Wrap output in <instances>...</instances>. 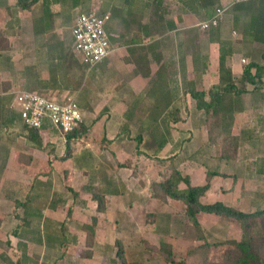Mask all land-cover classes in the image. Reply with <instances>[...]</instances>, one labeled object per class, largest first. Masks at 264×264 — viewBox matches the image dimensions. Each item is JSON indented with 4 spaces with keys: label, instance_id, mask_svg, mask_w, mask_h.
Masks as SVG:
<instances>
[{
    "label": "rangeland",
    "instance_id": "obj_1",
    "mask_svg": "<svg viewBox=\"0 0 264 264\" xmlns=\"http://www.w3.org/2000/svg\"><path fill=\"white\" fill-rule=\"evenodd\" d=\"M60 1L61 4L53 7L60 12V22L55 29L64 32L68 40L71 30L68 20L85 11L109 14L111 29L117 34H121L125 28L137 29V24L143 21L141 18L144 16V22L151 25L156 19L160 21V12L163 14V6L158 5L159 0ZM166 4L164 10H171L174 2L171 5L167 1ZM181 4L179 1L175 7ZM212 5V0L194 1V13L197 14L193 28L195 33L202 35L203 31H209L200 29L196 24L205 20L210 10L208 8ZM139 8H146V11L143 13ZM199 34L194 39V49L200 47ZM9 51L10 47L3 51L4 58L9 56ZM4 58L1 62L3 66L9 63ZM106 63L104 60L94 67L82 63L83 87L80 92H61L58 95L67 96L78 103L87 131L69 150L59 130L49 131L52 136L44 140L47 142L45 151L49 155L48 165L45 159H38L40 172L34 177L44 176L40 186L43 193L37 198L40 205L46 204L57 210L34 218L31 232L22 228L25 226L22 220L16 219L19 228L17 234L23 239H13V245L9 240L10 232L6 230L12 218H7L5 229L0 230V264H122L123 260L132 264H172L160 252L162 241L171 244L177 260L186 256L192 264V258L187 257V250L203 242L198 239L200 234L210 244L241 240L243 230L239 222L215 214L199 213L198 220L203 231L197 232L185 215L182 201L154 197L153 183L164 180L172 167L189 177L192 185L210 183L208 193L202 197L205 203L220 200L245 212L264 209V129L254 134L248 127H243L240 134L244 130L246 137H249L239 146L236 158L220 159V146L209 144L207 125L202 113L195 111L194 99L184 109L192 113L179 121H174L170 111H163L161 119H153L145 113L141 118L135 116L128 120L121 116L125 111L112 109L119 105L116 100L122 97V91L114 87L120 84L121 76L120 72L107 71ZM33 80L28 87L18 91L53 96L54 93L43 88L41 81ZM198 88L202 90L201 86ZM129 97L131 103L134 98L131 94ZM113 103L116 105L113 106ZM144 105L141 104L142 107ZM125 122L131 126V137L123 142L122 147L111 151L107 145L117 139V133ZM15 126L21 127L22 122H15ZM139 133H143L142 144L135 139ZM162 138L168 141L158 147ZM120 164H129L130 167ZM209 171L217 173L210 180L207 177ZM32 177L33 174L29 172L17 176L18 180H31ZM35 181L38 179L35 178ZM18 182L20 196L25 194V187H29L30 183ZM186 187L180 184L181 189ZM97 193L106 194L101 205L103 211L93 199ZM22 216L19 214L18 217ZM95 216L97 224L93 257L87 258L90 249L86 245L88 232L85 225H90ZM62 235L64 238H61ZM225 248L216 245L210 247L208 261L219 260ZM119 249L123 257L117 255ZM193 258L199 263L202 261Z\"/></svg>",
    "mask_w": 264,
    "mask_h": 264
},
{
    "label": "crops",
    "instance_id": "obj_2",
    "mask_svg": "<svg viewBox=\"0 0 264 264\" xmlns=\"http://www.w3.org/2000/svg\"><path fill=\"white\" fill-rule=\"evenodd\" d=\"M167 1L171 5L174 2L171 10H164ZM179 1L182 4L176 8ZM191 1L164 0L161 2L163 14L160 12L158 17L160 21L156 19L149 25L144 22V16L137 29L125 28L121 34L111 29L110 18L107 32L111 53L105 59L106 70L120 72V84L114 87L122 91L121 99L116 100L119 105L113 103L116 106L112 109L125 111L121 116L128 120L135 116L141 118L145 113L153 119H161L163 111H170L174 119H186L192 111L184 109L193 101L187 87L196 83L202 90H208L230 83L233 91L237 92L231 93L229 101L234 115L232 133L238 135L243 127H248L250 132L257 134L264 129V0L242 3L214 0L205 20L217 7H225L226 12L217 27L203 31L202 35L198 33L201 37L198 49H194V39L198 34L193 29L197 14ZM56 4H61V1L37 0L30 8H21L17 0H0V34L8 39L10 47V54L5 58L4 52L0 51V230L7 218L13 219L6 229L10 232L11 244L13 239H23L17 234L16 219L26 223L22 228L31 232L34 218L56 212L54 207L40 205L37 198L43 193L40 186L44 176L34 177L40 172L38 159H45L48 165L47 142L44 140L52 136L49 131L55 128H47L41 133L43 147L28 140L26 129L15 126V122L20 121L13 105L15 94L19 89L28 87L33 79L41 81L43 88L54 93L51 98L57 101L70 99L58 96L61 92L79 93L83 87L84 67L73 50L71 30L68 40L64 32L55 29L60 22V12L53 8ZM139 11L144 13L146 8H139ZM76 18L72 16L68 20L71 27ZM2 58L9 63L3 66ZM221 61L228 71L222 83ZM247 70L248 74L245 73ZM130 94L134 98L131 103L128 101ZM142 103L145 104L143 107ZM195 111L200 112L197 108ZM127 123L117 133V139L107 145L111 151L122 147L123 142L131 137V127L129 131H124ZM143 142L144 138L138 143ZM25 172L33 174L31 180H18V174ZM18 181L30 183L29 187H25V194L20 196ZM68 186L74 187L71 184ZM25 213L29 215L26 220L18 217ZM57 234L60 235L58 231Z\"/></svg>",
    "mask_w": 264,
    "mask_h": 264
},
{
    "label": "trees",
    "instance_id": "obj_3",
    "mask_svg": "<svg viewBox=\"0 0 264 264\" xmlns=\"http://www.w3.org/2000/svg\"><path fill=\"white\" fill-rule=\"evenodd\" d=\"M37 0H17V5L21 8H30L36 3ZM162 0H159L158 5ZM192 0L191 2L194 3ZM214 4V0L212 1ZM100 14V13H99ZM208 19V18H207ZM205 21V20H204ZM213 28V27H212ZM211 29V28H210ZM134 39L133 41H135ZM5 43V44H2ZM9 41L7 38L0 34V51H5L9 48ZM228 71L224 69L221 61L220 68V80L221 83L227 77ZM248 70L245 72L248 74ZM187 92L195 101V106L204 117V121L207 125V136L210 145L220 146V159L231 160L235 159L238 153L239 146L245 141V131L242 134L235 135L232 133V127L234 123L233 107L230 102L231 93H237L233 91L232 85L222 84L213 86L209 91L199 90L198 85L195 83L192 87H187ZM237 95V94H236ZM223 113V114H222ZM19 115V114H18ZM20 118V115H19ZM179 118H175L174 121H179ZM20 121L22 122L21 118ZM22 127L27 131V139L32 141L39 147H43V139L41 133L47 128H52L50 125H43L41 128L28 127L22 122ZM130 124L127 123L124 127V131H129ZM87 127L84 123L79 128L62 133L66 143V149L69 150L72 144L82 138L86 133ZM143 133H139L135 136V139L141 143L143 141ZM246 139V140H247ZM168 139L162 138L159 140V145L162 147ZM61 159H66L62 157ZM120 166L130 167L129 164H120ZM217 175L216 172H208L207 177L210 180ZM185 184V189L180 188V184ZM210 189V183L207 182L204 185H192L189 177L183 176L182 173L172 167L171 172L164 180L156 181L152 185L153 195L156 198H162L163 200L170 198L173 200L182 201L185 204V215L190 223L195 227L197 232L203 231V227L198 220L199 213L215 214L222 218L234 220L239 222L243 230L241 240L231 239L225 242H218L210 244L203 234L198 237L203 241L197 246H191L187 250V257L192 258V264H264V209L251 210L248 212L236 209L227 205L223 201L217 200L211 203H205L202 201V197L205 196ZM75 195H78L75 192ZM105 193H97L93 195V199L99 203L101 211L104 207ZM29 217L27 213L22 216V219L26 220ZM26 224V223H23ZM97 224L96 216L93 217L90 225H85L87 229V242L86 245L89 251H87V258L93 257L92 249L95 244V226ZM226 246L222 252L219 260L210 262L208 261V252L212 246ZM120 251V252H119ZM160 252L163 257L170 261L172 264H191L185 257L176 259L172 252V246L170 243L161 242ZM117 255L123 257L121 250H118ZM202 256V257H201ZM193 257H197V260L201 257L200 263L195 261ZM122 264H132L126 261H122Z\"/></svg>",
    "mask_w": 264,
    "mask_h": 264
},
{
    "label": "built area",
    "instance_id": "obj_4",
    "mask_svg": "<svg viewBox=\"0 0 264 264\" xmlns=\"http://www.w3.org/2000/svg\"><path fill=\"white\" fill-rule=\"evenodd\" d=\"M249 1L252 0H233L234 3ZM225 12V7H217L208 19L199 23V28L207 30L218 26ZM109 19V14L83 12L77 16L71 27L73 50L88 67L103 62L111 53L107 32ZM13 105L22 122L28 127L41 128L47 124L65 133L84 123L80 107L73 99L57 101L35 92L21 90L15 94Z\"/></svg>",
    "mask_w": 264,
    "mask_h": 264
}]
</instances>
